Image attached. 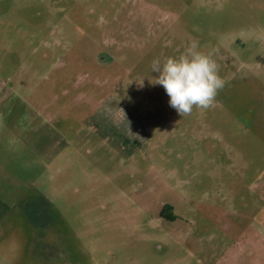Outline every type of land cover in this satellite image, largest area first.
<instances>
[{
  "label": "rangeland",
  "instance_id": "1",
  "mask_svg": "<svg viewBox=\"0 0 264 264\" xmlns=\"http://www.w3.org/2000/svg\"><path fill=\"white\" fill-rule=\"evenodd\" d=\"M0 264H264V0H0Z\"/></svg>",
  "mask_w": 264,
  "mask_h": 264
},
{
  "label": "clouds",
  "instance_id": "2",
  "mask_svg": "<svg viewBox=\"0 0 264 264\" xmlns=\"http://www.w3.org/2000/svg\"><path fill=\"white\" fill-rule=\"evenodd\" d=\"M192 43L178 57L159 58L151 62L152 72L159 75L155 84L163 86L170 97L169 104L181 117L193 109L208 110L213 107L224 81L219 75L220 66L214 56L217 50L208 53L197 50Z\"/></svg>",
  "mask_w": 264,
  "mask_h": 264
},
{
  "label": "flooded vegetation",
  "instance_id": "3",
  "mask_svg": "<svg viewBox=\"0 0 264 264\" xmlns=\"http://www.w3.org/2000/svg\"><path fill=\"white\" fill-rule=\"evenodd\" d=\"M164 211H165V209L161 212V214H163L164 213ZM163 217V216H162Z\"/></svg>",
  "mask_w": 264,
  "mask_h": 264
}]
</instances>
